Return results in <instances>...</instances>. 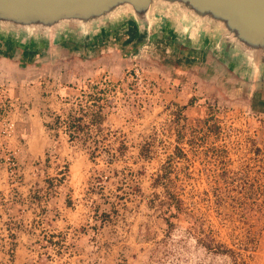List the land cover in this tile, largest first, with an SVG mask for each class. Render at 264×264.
<instances>
[{
	"label": "rangeland",
	"instance_id": "rangeland-1",
	"mask_svg": "<svg viewBox=\"0 0 264 264\" xmlns=\"http://www.w3.org/2000/svg\"><path fill=\"white\" fill-rule=\"evenodd\" d=\"M132 22L124 14L93 37L43 41L28 66L0 73V264H232L197 243L191 221L264 264V212L243 218L215 194L226 172L234 194L264 188V65L159 18L130 42ZM97 83L114 86L109 146L93 158L47 125ZM177 147L186 157L173 161L169 187L188 214L171 229L176 213L156 180Z\"/></svg>",
	"mask_w": 264,
	"mask_h": 264
},
{
	"label": "water",
	"instance_id": "water-1",
	"mask_svg": "<svg viewBox=\"0 0 264 264\" xmlns=\"http://www.w3.org/2000/svg\"><path fill=\"white\" fill-rule=\"evenodd\" d=\"M124 14L145 29L164 19L254 70L264 65V0H0V35L33 48L67 34L93 37Z\"/></svg>",
	"mask_w": 264,
	"mask_h": 264
},
{
	"label": "trees",
	"instance_id": "trees-1",
	"mask_svg": "<svg viewBox=\"0 0 264 264\" xmlns=\"http://www.w3.org/2000/svg\"><path fill=\"white\" fill-rule=\"evenodd\" d=\"M130 42L135 38L138 31V27L135 22L131 24ZM113 84L110 83H97L89 84L84 90L81 91L79 97L76 98V108L69 112L64 118L57 116L53 125H47V128L56 129L64 132L68 138L69 143H81L85 148L90 151L93 158L98 153L107 151L108 144L107 135L104 133V123L107 119V109L111 107L112 98L110 92L112 91ZM181 110H185L186 107H180ZM185 153L180 147L176 148L175 155L170 157L165 166H163V174L159 175L156 183L161 184L167 190L168 205L175 210L176 214H172L167 219V225L169 228L174 229L175 224L171 218L174 216L180 217L187 215V209L184 206L183 200L173 191L170 190V184L172 183L171 173L173 171V161L175 159L185 158ZM224 175V180L227 183V189H217L215 192L217 197V204L226 203L230 201L231 206L236 208L238 214L243 218L247 216V213L256 211V213L264 212V188L259 185L255 190L251 192L241 191L234 194V191L229 189L234 185L235 177ZM64 181V179L62 178ZM60 181V180H58ZM50 188H53L54 181L49 180ZM71 200L69 204H71ZM109 218V215H106ZM246 219V218H245ZM188 231L195 235L197 243L201 245L210 253L229 257L232 264H246L244 258L240 253L230 249L222 243H217L211 232H207L204 228L198 227L197 222L191 221L188 223Z\"/></svg>",
	"mask_w": 264,
	"mask_h": 264
},
{
	"label": "crops",
	"instance_id": "crops-1",
	"mask_svg": "<svg viewBox=\"0 0 264 264\" xmlns=\"http://www.w3.org/2000/svg\"><path fill=\"white\" fill-rule=\"evenodd\" d=\"M18 46L20 44L15 40L0 36V73L9 74L10 77L18 70L28 66V62L26 63L25 61H30L40 56L36 49L32 50L29 47H23L21 51ZM4 76L3 80H6L8 77L7 75Z\"/></svg>",
	"mask_w": 264,
	"mask_h": 264
},
{
	"label": "built area",
	"instance_id": "built-area-1",
	"mask_svg": "<svg viewBox=\"0 0 264 264\" xmlns=\"http://www.w3.org/2000/svg\"><path fill=\"white\" fill-rule=\"evenodd\" d=\"M8 109V97L6 91L0 86V122L4 119Z\"/></svg>",
	"mask_w": 264,
	"mask_h": 264
}]
</instances>
